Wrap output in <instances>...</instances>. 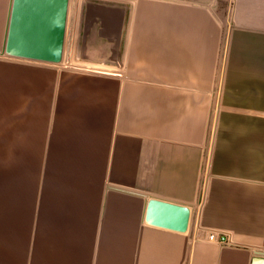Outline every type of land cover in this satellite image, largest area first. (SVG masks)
<instances>
[{
  "label": "crops",
  "instance_id": "obj_1",
  "mask_svg": "<svg viewBox=\"0 0 264 264\" xmlns=\"http://www.w3.org/2000/svg\"><path fill=\"white\" fill-rule=\"evenodd\" d=\"M70 2L27 0L17 42L0 0V116L37 119L0 180V264L29 263L31 164L71 264H264V0Z\"/></svg>",
  "mask_w": 264,
  "mask_h": 264
},
{
  "label": "rangeland",
  "instance_id": "obj_2",
  "mask_svg": "<svg viewBox=\"0 0 264 264\" xmlns=\"http://www.w3.org/2000/svg\"><path fill=\"white\" fill-rule=\"evenodd\" d=\"M69 3V0H65ZM75 0H71V9ZM75 8V7H74ZM85 23H83V26ZM81 23H79V27ZM76 27V26H75ZM21 59L20 57H15ZM4 103H0L3 106ZM7 114V111H0V114ZM12 116H0V180L7 178L8 180L21 179L22 172L25 173L27 168L24 163L22 150L19 149L23 138L26 137L25 130L29 128L32 122L37 119L25 118L20 116V111H10ZM29 124V125H28ZM32 161V160H31ZM36 161V160H34ZM24 163V165H23ZM29 168V209H30V255L28 264H71V254L73 249L84 251V247H74L71 245L52 244L55 240L46 238L43 241L39 235L40 217L39 199H38V166L31 164ZM47 233V231H46ZM48 237V235H47ZM43 238V237H42ZM84 257V253H82Z\"/></svg>",
  "mask_w": 264,
  "mask_h": 264
},
{
  "label": "water",
  "instance_id": "obj_3",
  "mask_svg": "<svg viewBox=\"0 0 264 264\" xmlns=\"http://www.w3.org/2000/svg\"><path fill=\"white\" fill-rule=\"evenodd\" d=\"M61 10L64 7L65 0H57ZM27 0H19L18 12L15 18V40L18 42L22 33H19L22 27L24 7ZM189 212L186 208L165 203L161 201H152L149 206V220L158 225L170 227L178 230H184L187 227Z\"/></svg>",
  "mask_w": 264,
  "mask_h": 264
},
{
  "label": "built area",
  "instance_id": "obj_4",
  "mask_svg": "<svg viewBox=\"0 0 264 264\" xmlns=\"http://www.w3.org/2000/svg\"><path fill=\"white\" fill-rule=\"evenodd\" d=\"M208 239L213 242L226 244L228 243V239L225 235H217L216 233H210L208 235Z\"/></svg>",
  "mask_w": 264,
  "mask_h": 264
},
{
  "label": "bare ground",
  "instance_id": "obj_5",
  "mask_svg": "<svg viewBox=\"0 0 264 264\" xmlns=\"http://www.w3.org/2000/svg\"><path fill=\"white\" fill-rule=\"evenodd\" d=\"M87 65H88V64H87ZM90 65H91V64H90ZM90 65H88V66H90ZM82 66H83V65H82ZM82 66H81V67H82ZM94 66H95V65H94ZM94 66H93V67H94ZM96 67H97V66H96ZM82 70H83V69H82ZM89 70H90V69H89ZM90 71H91V70H90Z\"/></svg>",
  "mask_w": 264,
  "mask_h": 264
}]
</instances>
